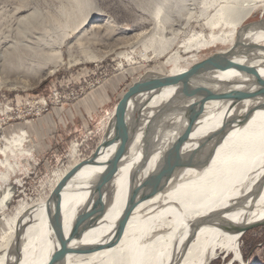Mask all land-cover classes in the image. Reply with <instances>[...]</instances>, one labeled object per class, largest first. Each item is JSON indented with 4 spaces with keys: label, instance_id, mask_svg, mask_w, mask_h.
<instances>
[{
    "label": "bare ground",
    "instance_id": "6f19581e",
    "mask_svg": "<svg viewBox=\"0 0 264 264\" xmlns=\"http://www.w3.org/2000/svg\"><path fill=\"white\" fill-rule=\"evenodd\" d=\"M148 4L154 14L146 24L148 34L160 30L164 41L161 49L153 46V53L163 55L172 44L164 32V5ZM211 7L199 11L208 32L190 35L171 53L165 61L171 65L167 76L181 75L206 59L212 62L189 86L165 85L131 96L132 132L118 165L109 168L106 162L117 145L110 142L60 192L59 227L66 251L61 253L47 199L23 207L8 222L0 264H208L228 255L243 260L242 234L249 224L264 221V14L247 24L255 12H264V0H223ZM94 14H86L75 30ZM103 21H92L79 37L99 33ZM227 43L199 58L200 50ZM56 44L47 50L49 61L57 58L51 64L62 57L63 45ZM53 70L36 74L40 79ZM1 143L0 185L5 188L0 208L13 196L11 175L19 172V159L29 155L21 135Z\"/></svg>",
    "mask_w": 264,
    "mask_h": 264
},
{
    "label": "rangeland",
    "instance_id": "374dc122",
    "mask_svg": "<svg viewBox=\"0 0 264 264\" xmlns=\"http://www.w3.org/2000/svg\"><path fill=\"white\" fill-rule=\"evenodd\" d=\"M153 1L164 5L161 17L167 16L168 20L164 28L166 41H172L163 55L153 53V46L158 50L164 44L160 30L148 34L146 28L154 16L148 4ZM221 1L0 0V146L1 139L21 135L23 147L29 152L19 159V172L11 175L13 196L0 208V245L7 239L8 222L23 207L49 199L66 174L102 142L127 88L142 77L167 76L171 65L165 61L171 53L190 35L208 32L199 11L209 6L212 10ZM88 13L98 14L88 18L76 32L75 27ZM263 14L261 10L255 12L247 24L256 23ZM185 16L188 24L182 29L179 25ZM102 18L104 25L99 33L92 32L94 35H86L85 39L79 37L82 28ZM105 33L107 36L101 37ZM60 42L61 60L51 64L57 58L49 61L48 48ZM228 44L200 50L199 58ZM69 45L72 52H68ZM38 46L46 51L34 50ZM12 51L16 56L11 55ZM33 54L39 56L34 59ZM52 68L51 73L40 79V73L36 74L40 69ZM4 188L1 183L0 203ZM240 248L242 261H234L228 255L208 264H264V222L246 229L240 238Z\"/></svg>",
    "mask_w": 264,
    "mask_h": 264
},
{
    "label": "water",
    "instance_id": "95a60500",
    "mask_svg": "<svg viewBox=\"0 0 264 264\" xmlns=\"http://www.w3.org/2000/svg\"><path fill=\"white\" fill-rule=\"evenodd\" d=\"M217 58V57H216ZM212 62V59H206L201 62H198L194 64L189 71L177 75V76H165L161 78H147L142 77L138 81L131 84L127 90L123 93L121 99L119 100L118 104L115 108V113L113 115L112 120L109 123L108 129L102 139V142L97 146V148L87 157L79 161L68 174H66L65 178L58 183L55 188L51 191L49 201L52 205V225L55 228L57 235L60 239L61 246L64 247L61 253L66 251V241L62 239L61 231L59 227V221H60V192L64 188V186L74 179L77 172L83 168L87 163L89 162H96V160L99 158V155L103 150L107 149L108 143L117 141V145L115 150L112 152V154L106 158V162H111L109 165V168L116 167L118 157L123 152V150L126 147V144L128 140L130 139L132 128L130 124V115L128 113V101L131 96H133L136 92H142V93H148L153 92L165 85H190L189 81L194 79L200 72H202V68L207 66L209 63ZM243 71L248 74L247 71L244 70H238ZM223 81V80H222ZM257 83H260L259 79H255ZM205 86V85H204ZM203 87V86H201ZM194 88L197 90H202L198 85H194ZM114 128H112V127ZM112 128V130H110ZM264 222V221H263ZM261 223V222H259ZM203 224L201 222L198 223ZM257 223H252L247 226V228L252 227L256 225Z\"/></svg>",
    "mask_w": 264,
    "mask_h": 264
}]
</instances>
